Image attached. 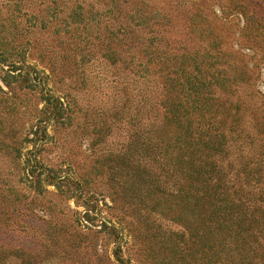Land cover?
Masks as SVG:
<instances>
[{"label":"rangeland","instance_id":"1","mask_svg":"<svg viewBox=\"0 0 264 264\" xmlns=\"http://www.w3.org/2000/svg\"><path fill=\"white\" fill-rule=\"evenodd\" d=\"M0 264H264V0H0Z\"/></svg>","mask_w":264,"mask_h":264},{"label":"trees","instance_id":"2","mask_svg":"<svg viewBox=\"0 0 264 264\" xmlns=\"http://www.w3.org/2000/svg\"><path fill=\"white\" fill-rule=\"evenodd\" d=\"M170 162H172V155L170 157ZM179 159H175L172 163L175 164V165H169L170 166V169H172V166H178L176 165V162H178ZM150 168V169H148ZM186 170L184 171H181L180 169L177 170L179 172V176L181 177V179L183 180H186V182H189V180H195L197 181V179L199 178V176H202L200 174V172L197 171L196 168H194V166H191V165H187V167L185 166ZM137 173L138 175L142 176L145 180L144 182V185L146 186L147 183H149V186H157L158 184V180L155 179L154 175H152L153 171L157 172V166L154 167V166H149V165H141V163L138 161L137 162ZM152 169V170H151ZM210 180V178L208 179V181ZM143 186V183H138V189L140 187ZM151 188H154V187H151ZM188 190L185 191L184 195H182L181 197L184 199V200H189L190 198H192L193 195L190 194V191H192V187L191 186H188ZM182 189H184L183 187L179 188L178 190L179 191H182ZM170 195H173V193H169ZM146 200V199H145ZM186 204H188L186 202Z\"/></svg>","mask_w":264,"mask_h":264}]
</instances>
